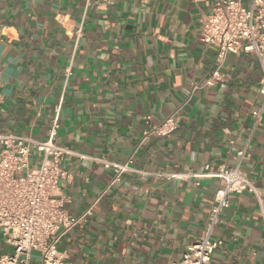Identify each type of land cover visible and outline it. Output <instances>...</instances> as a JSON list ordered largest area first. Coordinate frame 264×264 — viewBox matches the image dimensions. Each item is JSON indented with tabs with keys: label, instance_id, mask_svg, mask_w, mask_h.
Here are the masks:
<instances>
[{
	"label": "crops",
	"instance_id": "crops-1",
	"mask_svg": "<svg viewBox=\"0 0 264 264\" xmlns=\"http://www.w3.org/2000/svg\"><path fill=\"white\" fill-rule=\"evenodd\" d=\"M214 0H0V134L45 141L60 105L55 143L80 156L61 163L72 217L89 214L58 249L72 264H173L203 234L215 191L205 165L241 170L258 192L230 199L210 264H264V110L253 57L228 55L222 81L209 76L216 50L199 41ZM70 76L65 84V74ZM177 110L167 138L143 137ZM38 155L30 158L37 166ZM134 172L114 181L97 160ZM10 249L0 245V255ZM30 264H39L37 254Z\"/></svg>",
	"mask_w": 264,
	"mask_h": 264
},
{
	"label": "built area",
	"instance_id": "built-area-1",
	"mask_svg": "<svg viewBox=\"0 0 264 264\" xmlns=\"http://www.w3.org/2000/svg\"><path fill=\"white\" fill-rule=\"evenodd\" d=\"M199 41L213 47L216 52L209 76L202 84H193L192 90L212 87L222 81L221 69L228 55L253 57L259 71L258 93L262 97L261 105L251 112L253 124L257 125L264 110V0H214L210 14L200 19ZM69 76L70 71H67L65 84ZM53 112L45 141L0 134V236L2 245L10 249V252L0 255V264H30L33 254H37L39 264H72L68 254L59 251L58 245L89 211L81 217H72L65 209L66 198L62 195L60 182L69 181L71 175L61 168V163L70 156L80 155L55 143L60 105ZM144 123L147 126L144 138L149 135L167 138L177 129V110L159 124L152 123L150 116L144 118ZM33 153L39 157L35 167L30 164ZM246 157L243 149L237 153L231 167L205 165L199 174L155 175L214 178L222 183L213 195L202 236L186 248L180 261L173 264H210L213 254L223 245L222 240L213 238V233L221 213L229 207L230 199L249 192L259 200L256 188L241 170ZM97 161L113 170L114 181L123 173L134 172L130 158L124 163Z\"/></svg>",
	"mask_w": 264,
	"mask_h": 264
},
{
	"label": "rangeland",
	"instance_id": "rangeland-1",
	"mask_svg": "<svg viewBox=\"0 0 264 264\" xmlns=\"http://www.w3.org/2000/svg\"><path fill=\"white\" fill-rule=\"evenodd\" d=\"M3 243V238L0 236V245Z\"/></svg>",
	"mask_w": 264,
	"mask_h": 264
}]
</instances>
